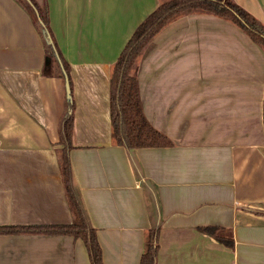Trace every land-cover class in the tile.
<instances>
[{"label":"crops","instance_id":"0c3cea01","mask_svg":"<svg viewBox=\"0 0 264 264\" xmlns=\"http://www.w3.org/2000/svg\"><path fill=\"white\" fill-rule=\"evenodd\" d=\"M73 83L72 183L105 264H264V48L207 13L179 17L139 60L144 113L171 147L128 150L112 135L114 65L165 0H36ZM264 23V0H235ZM16 0H0V226L74 221L60 168L64 79ZM206 229H214L209 233ZM219 239L231 242V245ZM0 264H91L71 235H0Z\"/></svg>","mask_w":264,"mask_h":264},{"label":"trees","instance_id":"16d2710c","mask_svg":"<svg viewBox=\"0 0 264 264\" xmlns=\"http://www.w3.org/2000/svg\"><path fill=\"white\" fill-rule=\"evenodd\" d=\"M35 19L46 43V63L43 74L58 76L68 82L66 96L70 114L63 123L64 139L60 150V168L66 196L70 203L74 221L61 226H0V235L23 233H46L71 235L84 241L91 264H105L103 249L84 214L76 195L68 157L74 130L73 83L70 66L62 56L57 43L52 38L47 5L40 6L36 0H16ZM191 13H207L231 21L244 30L258 45L264 48V23L244 9L235 0H165L135 30L114 65L111 78V123L112 135L119 146L128 150L161 148L173 146L172 140L157 130L147 119L142 105L138 81L139 60L155 36L171 22ZM211 233L214 229H206ZM228 245L230 241L219 239ZM159 251V230L150 232V239L140 264H156Z\"/></svg>","mask_w":264,"mask_h":264},{"label":"water","instance_id":"95a60500","mask_svg":"<svg viewBox=\"0 0 264 264\" xmlns=\"http://www.w3.org/2000/svg\"><path fill=\"white\" fill-rule=\"evenodd\" d=\"M66 87H67V92H69V84H68V82L66 83Z\"/></svg>","mask_w":264,"mask_h":264}]
</instances>
